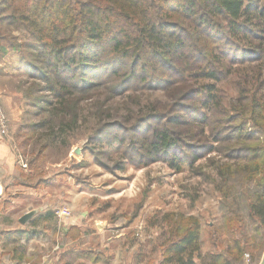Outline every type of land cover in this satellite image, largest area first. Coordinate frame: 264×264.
Returning a JSON list of instances; mask_svg holds the SVG:
<instances>
[{"label":"trees","instance_id":"trees-1","mask_svg":"<svg viewBox=\"0 0 264 264\" xmlns=\"http://www.w3.org/2000/svg\"><path fill=\"white\" fill-rule=\"evenodd\" d=\"M11 51L29 117L14 148L28 169L16 167L14 185L38 174L49 147L90 126L93 156L105 142L122 153L120 168L188 167L219 192L229 239L211 234L203 254L200 220L172 213L160 264L261 260L264 0H0V61ZM33 236L0 227V264L23 262Z\"/></svg>","mask_w":264,"mask_h":264},{"label":"rangeland","instance_id":"rangeland-1","mask_svg":"<svg viewBox=\"0 0 264 264\" xmlns=\"http://www.w3.org/2000/svg\"><path fill=\"white\" fill-rule=\"evenodd\" d=\"M5 58L0 61V103L6 121L3 136L15 153L16 135L29 117L17 92L22 80L17 53H8ZM10 91L14 95L6 97ZM120 112L124 115L127 110ZM89 128L82 125L70 137L69 145L49 147L36 166L34 172L38 174L22 180L18 189L14 188L13 176H5L6 169L0 168V181L10 188L7 193L14 194L13 200L17 196L16 204L33 209L43 206L54 214L44 229L35 232L30 241L25 240L29 264H46L50 258L52 264H160V244L170 231L171 223L166 219L172 213L200 220L203 254L211 247V234L229 239L220 194L210 181L194 176L188 167L177 172L160 161L140 168L127 163L120 168L122 153L105 142L98 147V156L88 151L85 142ZM19 160L27 170V159ZM40 180L46 185L34 189ZM63 209L68 212L66 219L56 215ZM247 230L253 233L249 225ZM244 258L245 264L260 262V258L254 262L249 256Z\"/></svg>","mask_w":264,"mask_h":264},{"label":"crops","instance_id":"crops-1","mask_svg":"<svg viewBox=\"0 0 264 264\" xmlns=\"http://www.w3.org/2000/svg\"><path fill=\"white\" fill-rule=\"evenodd\" d=\"M9 53H12V51ZM2 60L4 61L7 59L4 57ZM5 65H7V63H5L4 66ZM12 95H14V92H12V91L5 94L6 97H11ZM20 163L21 162L18 159L17 155L13 152L9 143L7 142L6 138L3 136V134L1 133V130H0V168L4 169V170L6 169V171L4 172L5 176L7 174L8 176H13V178L16 177L15 176V174L17 173L16 167L20 166ZM19 186H22V185H14V188L18 189ZM9 189L10 188L6 187V191ZM2 191H3V186H2L1 181H0V195L2 194ZM10 195H12V198H11V203H10L8 209L5 212L0 211V220H1V218H3V222H4V224L2 221H1L2 223L0 222L1 228H3L2 225H4V228L7 230L32 228V231L34 233L35 232L37 233L39 231V229L42 228L45 223L50 222V218H54L53 213H52L53 214L52 217H49L50 215L48 216V214L50 212H48L47 209H44L43 206L38 205V207H35L38 209V212L33 217H31L26 223L21 224L19 222V218L23 214H25L26 212L32 210L34 207L27 208L24 205H18L15 203L16 200L18 199L17 196H15V198L13 200L14 194H10ZM59 218L66 219V217H59ZM63 219L61 221V224H64ZM56 221H57V226H59L58 225V219ZM59 224H60V222H59ZM57 228L60 229L59 227H57ZM42 229H44V227ZM22 243L24 246V244H26V241L23 240ZM61 249H62V247L59 250L60 252H61ZM25 254H27L26 250H25ZM47 261L48 262L45 261L46 264H52L51 258H50V260H47ZM24 262H25V264L30 263L27 260H24ZM3 264H18V263L9 262V261L5 260ZM19 264H22V263H19Z\"/></svg>","mask_w":264,"mask_h":264},{"label":"built area","instance_id":"built-area-1","mask_svg":"<svg viewBox=\"0 0 264 264\" xmlns=\"http://www.w3.org/2000/svg\"><path fill=\"white\" fill-rule=\"evenodd\" d=\"M5 125H6L5 115L3 113V108H2V105L0 103V128H1V133L2 134L5 132ZM56 215H62V217H64V216H68V212L63 209L61 211H58L56 213Z\"/></svg>","mask_w":264,"mask_h":264},{"label":"water","instance_id":"water-1","mask_svg":"<svg viewBox=\"0 0 264 264\" xmlns=\"http://www.w3.org/2000/svg\"><path fill=\"white\" fill-rule=\"evenodd\" d=\"M38 212V209H32L28 212H26L25 214H23L20 218H19V222L21 224L26 223L31 217H33L36 213ZM258 264H264V254L261 257V260Z\"/></svg>","mask_w":264,"mask_h":264}]
</instances>
